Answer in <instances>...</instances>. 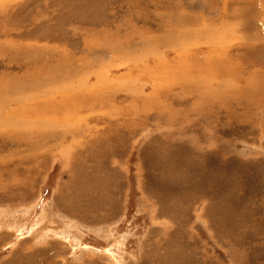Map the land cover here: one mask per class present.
I'll return each instance as SVG.
<instances>
[{
	"label": "rangeland",
	"instance_id": "rangeland-1",
	"mask_svg": "<svg viewBox=\"0 0 264 264\" xmlns=\"http://www.w3.org/2000/svg\"><path fill=\"white\" fill-rule=\"evenodd\" d=\"M262 5L0 0V264H264Z\"/></svg>",
	"mask_w": 264,
	"mask_h": 264
},
{
	"label": "bare ground",
	"instance_id": "bare-ground-1",
	"mask_svg": "<svg viewBox=\"0 0 264 264\" xmlns=\"http://www.w3.org/2000/svg\"><path fill=\"white\" fill-rule=\"evenodd\" d=\"M263 0H261V2H262ZM259 2H260V0H259ZM223 5H225V4H223ZM263 6V5H262ZM214 7V6H213ZM251 6L250 5H248L247 7H240V9H239V13H236V12H234L233 13V15H231V16H233L232 18H231V20H230V22L231 23H235L237 26H240L241 28H243V29H241L240 27V29L238 28V30H236V31H238V34L240 33V32H242L243 33V35L245 36V38L246 37H252L251 35H253L254 33H249L248 32V34H247V31L248 30H250V28L252 29L253 27H251V25H253L252 24V21H253V19H256V14H255V11L253 10V9H251L250 8ZM264 7V6H263ZM212 9V8H211ZM224 9V8H223ZM226 9V8H225ZM224 11V10H223ZM222 11V12H223ZM261 11H263V10H261ZM225 12V11H224ZM230 12V11H229ZM262 16V15H261ZM229 18H230V14H229ZM197 20V19H196ZM188 22V21H187ZM186 22V23H187ZM193 22L195 23V21L193 20ZM226 22V21H225ZM224 22V23H225ZM179 23H181V22H179ZM253 23H257L256 21L255 22H253ZM191 24V23H190ZM259 24V23H258ZM198 25V24H197ZM199 26V25H198ZM257 26V25H256ZM264 26V25H263ZM204 27V26H203ZM224 27H225V25L223 24V22L221 23V29H222V31H223V33H222V38H221V35L220 34H218V31H216V30H213V27H207L205 30H206V32L205 33H207V32H209V31H211L210 32V34L212 35V37H210V35H209V37L210 38H208L207 36H208V33H207V38H205L204 36H202V38H204V40L202 39V41L204 42V43H213V45L215 44V41H218L217 43H221V42H227L228 40H230V38L233 36V37H235V34H229V33H227V34H225V30H224ZM230 28V27H229ZM259 27H255V28H253V29H255V30H257ZM201 30V29H200ZM232 30H234V28L232 29ZM243 30V31H242ZM263 30V29H262ZM202 31V30H201ZM229 31V30H228ZM252 31V30H251ZM260 31V30H259ZM199 32V31H198ZM234 33V31H231V33ZM256 32V31H255ZM258 32V31H257ZM256 32V38H258L257 36H259L258 35V33ZM200 33V32H199ZM237 33V32H236ZM262 33V32H261ZM194 34V33H193ZM196 34V33H195ZM204 34V33H203ZM260 34V33H259ZM264 34V33H263ZM216 35V36H215ZM237 36H239V35H237ZM197 37V36H196ZM215 37V38H214ZM226 37H227V39H226ZM241 37V36H240ZM239 37V38H240ZM200 38H201V36H200ZM238 38V39H239ZM244 38V37H243ZM254 38V37H253ZM182 39V38H181ZM184 39V38H183ZM198 39V38H197ZM185 40V39H184ZM215 40V41H214ZM250 40V39H249ZM247 41V40H246ZM253 41H255V40H253ZM186 42V41H185ZM187 42H189V41H187ZM200 42V41H199ZM249 42V41H248ZM257 42V41H256ZM171 44V43H170ZM187 44V43H186ZM207 44V45H208ZM228 44V43H227ZM231 44V43H230ZM159 45V44H158ZM173 46V48H175L174 47V44H172ZM176 45V44H175ZM222 45V44H221ZM171 46V45H170ZM178 46V45H177ZM169 47V46H168ZM171 47V48H172ZM222 47V46H221ZM226 47V46H225ZM172 48V49H173ZM178 48L179 47H177V50H178ZM210 48V47H209ZM220 48V47H219ZM187 49V48H186ZM178 51H181V50H178ZM223 51V50H222ZM222 51H221V53H222ZM185 53V52H184ZM183 53V54H184ZM212 53V52H211ZM223 53H225V52H223ZM226 54V53H225ZM213 54H211V56H212ZM218 55H219V53H218ZM220 55H222V54H220ZM184 57V56H183ZM209 60V59H208ZM220 60V59H219ZM227 60V59H226ZM214 61V58H212V62ZM218 61V60H217ZM215 62V61H214ZM213 62V63H214ZM207 63V62H206ZM212 63V64H213ZM230 63H233V62H231L230 61ZM221 64V63H220ZM225 64V63H224ZM229 64V63H228ZM214 65V64H213ZM215 65H217V64H215ZM235 65V64H234ZM226 66V65H225ZM228 66H230V65H228ZM233 67V66H232ZM231 68V67H230ZM223 70V69H222ZM225 70H226V68H225ZM229 70V69H228ZM206 71V70H205ZM234 71V70H233ZM210 72H211V70H210ZM217 73V72H216ZM219 73V72H218ZM223 74H225V73H223ZM227 74V73H226ZM216 75H219V74H216ZM241 77V76H240ZM237 79V78H236ZM241 79H242V77H241ZM244 79V78H243ZM201 80V79H200ZM209 80H211V79H209ZM238 80V79H237ZM236 80V81H237ZM245 80V79H244ZM248 81H249V79H247ZM254 80V79H253ZM256 81V80H255ZM255 81H253V84H254V82ZM205 83H206V81H204ZM203 82V83H204ZM210 82V81H209ZM212 83H213V81H211ZM251 82V81H250ZM12 83V82H11ZM5 84V83H4ZM206 84H208V83H206ZM236 84V83H235ZM13 85H15V84H13ZM193 85H196V84H194L193 83ZM210 85V84H209ZM213 85V84H212ZM246 85H248L247 83H246ZM250 85V84H249ZM1 86V88H2V94H7L8 92L7 91H9V89L7 88V86H5V85H0ZM204 86H206V85H204ZM229 86H231V85H229ZM245 86V85H244ZM255 86V85H254ZM195 87V86H194ZM207 87V86H206ZM209 87H211V86H209ZM235 87V86H234ZM12 88V87H11ZM196 88V87H195ZM198 88V87H197ZM219 88V87H218ZM232 88H233V85H232ZM14 89V88H13ZM59 90V89H58ZM226 90H228V89H226ZM235 90H237V89H235ZM10 91H12V89L10 90ZM194 91V90H193ZM206 91V90H205ZM221 91V90H220ZM219 91V92H220ZM223 91V90H222ZM229 91V90H228ZM232 91V90H231ZM1 92V91H0ZM240 92V91H239ZM12 93H13V91H12ZM200 94V93H199ZM222 94V93H221ZM231 94H233V93H231ZM1 95V94H0ZM209 95V94H208ZM213 95L214 94H212V96L211 97H213ZM199 96V95H198ZM200 96H202V95H200ZM206 96V95H205ZM210 96V95H209ZM209 96H207V97H209ZM218 96H216V98H217ZM227 97V96H226ZM205 98V97H204ZM230 99H231V96L229 97ZM2 99H4L3 98V96H2ZM18 99V98H17ZM20 99V98H19ZM18 99V100H19ZM206 99H209V98H206ZM21 100H23V99H21ZM202 100V99H201ZM225 100H226V98H225ZM7 101V100H6ZM258 101V100H257ZM5 102V101H4ZM25 102V101H24ZM251 102H254V101H251ZM262 102V101H261ZM16 103V102H15ZM256 103V102H255ZM259 103V102H258ZM8 104V103H7ZM253 104V103H252ZM75 105V104H74ZM257 106V105H256ZM262 106V105H261ZM74 108V107H73ZM0 109H1V111H2V113H3V117H0V131L2 130V129H4L5 131L3 132V133H1L0 132V140H2V141H4V142H7V141H10V140H12V138L14 137V136H11L10 135V133H9V129L10 128H14V129H16V128H24V127H26L27 126V122H23V121H19V120H15L14 119V117H13V115H12V113H8L7 114V112H8V107H5V104L3 103V100L2 101H0ZM32 112H34V111H32ZM23 114V113H22ZM13 129V130H14ZM12 130V131H13ZM19 130V129H18ZM18 130H16V131H18ZM11 130H10V132H12ZM13 133V132H12ZM16 133V132H15ZM19 133V132H18ZM17 133V134H18ZM14 134V133H13ZM20 138V136L19 137H17V139H15V138H13L14 139V142H16L18 145H22L23 144V140H18ZM24 139H25V137H23ZM35 143H37V142H30L29 144L32 146V145H35Z\"/></svg>",
	"mask_w": 264,
	"mask_h": 264
}]
</instances>
